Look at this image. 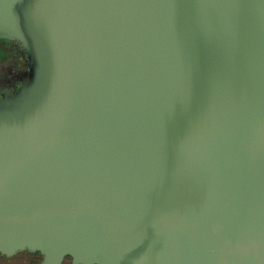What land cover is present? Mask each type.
I'll use <instances>...</instances> for the list:
<instances>
[{
	"label": "water",
	"instance_id": "1",
	"mask_svg": "<svg viewBox=\"0 0 264 264\" xmlns=\"http://www.w3.org/2000/svg\"><path fill=\"white\" fill-rule=\"evenodd\" d=\"M0 36L1 255L264 264V0H0Z\"/></svg>",
	"mask_w": 264,
	"mask_h": 264
},
{
	"label": "flooded vegetation",
	"instance_id": "2",
	"mask_svg": "<svg viewBox=\"0 0 264 264\" xmlns=\"http://www.w3.org/2000/svg\"><path fill=\"white\" fill-rule=\"evenodd\" d=\"M31 60L20 41L0 36V102L15 98L30 81ZM40 251L21 250L11 256L0 254V264H42ZM61 264H74L66 257Z\"/></svg>",
	"mask_w": 264,
	"mask_h": 264
}]
</instances>
